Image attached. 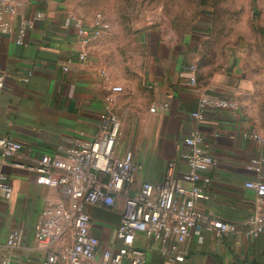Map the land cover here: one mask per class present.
Here are the masks:
<instances>
[{
	"label": "crops",
	"instance_id": "crops-1",
	"mask_svg": "<svg viewBox=\"0 0 264 264\" xmlns=\"http://www.w3.org/2000/svg\"><path fill=\"white\" fill-rule=\"evenodd\" d=\"M84 3L88 0H18L16 14L8 17L11 32L0 35V73L5 75L0 136L22 145L4 167L13 195L0 203V244L14 229L24 233L21 248L0 247V264H43L46 252L34 239L35 221L43 209L67 199L60 189L38 184L36 172L15 165L37 166L45 154L63 157L78 141L92 140L111 86L122 84L113 77L110 84L105 80L91 45L88 58L80 59L84 46L76 19L87 26L94 19V12H83ZM27 21L32 27L20 33ZM20 37L22 44L17 43ZM208 55L201 60L190 43L160 38L134 94L118 97L115 111L122 127L129 112L134 126L132 135L121 128L116 149L119 155L132 150L143 167L134 194L143 182L163 181L171 162L176 177L186 173L185 141L193 130L199 131L216 165L202 174L211 179L210 199L198 202L197 209L243 230L245 219L255 213L264 222L256 192L246 187L248 182H264V146L249 137L252 132L264 133V71L253 69V62L242 56L218 61L214 51ZM190 65L197 67L196 85L190 83ZM202 96L229 100L236 108L208 109L197 121L192 114ZM157 103L167 104L168 109L151 113ZM255 160L261 163V175L248 169ZM123 205L124 198L113 208L87 206L91 237L99 252L120 247L116 230ZM200 235L201 241L192 235L182 247L183 264H264V233L257 238L235 234L218 239L207 231ZM135 246L145 252L146 264H167L160 243L139 234Z\"/></svg>",
	"mask_w": 264,
	"mask_h": 264
},
{
	"label": "built area",
	"instance_id": "built-area-1",
	"mask_svg": "<svg viewBox=\"0 0 264 264\" xmlns=\"http://www.w3.org/2000/svg\"><path fill=\"white\" fill-rule=\"evenodd\" d=\"M17 9L18 0H0V35L11 32L8 17L15 15ZM76 24L78 37L84 46L80 59L84 61L88 58V47L102 32L103 20L98 17L91 26H87L76 19ZM30 27L32 21L24 22L20 33ZM17 43L22 44L21 37ZM68 70V67L64 68V71ZM188 74L190 83L196 85L197 67L190 65ZM31 76L30 72L25 83ZM102 76L111 83L104 71ZM4 84L5 75L0 73V92ZM121 91L120 86H111L100 115L99 130L92 140L78 141L74 147L64 151L63 157L45 154L37 166L15 165L36 172L38 184L60 189L67 197L65 201L43 209L35 221L34 239L44 246L46 252L43 264H146L145 252L135 246L139 234L160 243V252L167 264H183L185 255L182 247L192 235L201 241L202 231L210 232L218 239L235 234L257 238L263 234L264 222L256 213L245 219L241 230L234 223L221 221L197 209L198 202L210 199L208 187L211 179L202 174L216 165L209 144L197 130H193L185 141L187 152L182 157L188 171L176 177V165L171 162L163 181L156 184L143 182L133 194L143 167L135 161L132 150H126L122 155L117 153L122 119L115 106ZM230 108H236V105L229 100L202 96L192 117L200 121L208 109ZM167 109V104L157 103L151 106L150 112L156 114ZM249 137L264 146V133L252 132ZM21 149L20 142L0 136V203L12 198L13 187L4 167ZM248 169L258 175L262 173L261 163L257 160ZM246 187L256 192L258 205L264 209V182H248ZM121 198H124V205L116 230V238L121 245L116 250L99 252L91 237L92 218L86 208H113ZM23 242L24 233L17 228L9 233L0 247L21 248Z\"/></svg>",
	"mask_w": 264,
	"mask_h": 264
},
{
	"label": "rangeland",
	"instance_id": "rangeland-1",
	"mask_svg": "<svg viewBox=\"0 0 264 264\" xmlns=\"http://www.w3.org/2000/svg\"><path fill=\"white\" fill-rule=\"evenodd\" d=\"M87 3V1H86ZM83 12L101 17L103 29L91 43L94 60L134 94L160 38L190 43L200 59L244 57L264 71V0H88ZM196 66V65H195ZM124 83V84H123ZM118 101V100H117ZM126 103L123 105V107ZM134 116L122 127L132 135ZM121 133V135H122Z\"/></svg>",
	"mask_w": 264,
	"mask_h": 264
}]
</instances>
